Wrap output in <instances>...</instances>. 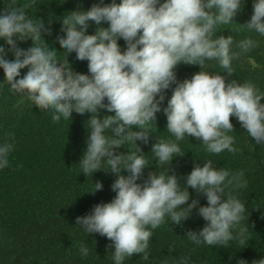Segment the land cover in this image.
Listing matches in <instances>:
<instances>
[{
  "label": "clouds",
  "instance_id": "obj_1",
  "mask_svg": "<svg viewBox=\"0 0 264 264\" xmlns=\"http://www.w3.org/2000/svg\"><path fill=\"white\" fill-rule=\"evenodd\" d=\"M31 7V3L17 5L11 0L0 12V39L15 57L7 60L0 46L4 81L39 110H50L54 123L69 120L73 112L91 113L90 135L79 161L81 172L88 176L104 169L117 176L111 185L114 199L78 216L76 225L89 235L98 233L112 241L109 247L114 248L115 264H124L133 254H142L148 261L152 230L163 225L166 217L181 224L197 207L198 200L188 203L190 187L207 199V206L198 209L207 223L199 232H186L187 238L197 246L227 248L233 240L243 245L248 231L241 224L245 203L231 191L225 194L226 188L245 187L243 170L232 173L207 160L184 178L183 188L180 179L169 174L173 158L185 154L179 144L185 137L201 140L210 154L237 153L235 138L229 135L234 132L232 117L257 145L264 144V91L251 81L226 80L233 76V60L258 47V41L240 40L235 45L239 51H234L232 35H216L220 26L235 21L242 0H112L107 5L101 0L87 11H71L62 19L65 35L57 40L66 54L63 62L42 37V32L50 35V29L27 14ZM90 22L98 26L91 35L86 34ZM102 23L108 27H100ZM240 25L264 37V0H254L250 20ZM121 38L126 42L124 51L118 44ZM17 39H31L32 46L21 49ZM73 52L78 61H88L90 75L72 70L67 55ZM209 61L218 62L225 75L204 71ZM181 62L202 70L191 79L177 81L175 69ZM25 68L27 73L18 78ZM173 84L163 112L174 139L158 138L151 149L157 164L167 168L149 172L142 184L137 183L149 162L136 142L148 143L164 92ZM101 109L114 115L101 119ZM8 135L14 141L15 134ZM126 144L132 146L127 154H117L115 150ZM14 147L8 141L0 145V169L9 166ZM102 188L101 182H95L88 193ZM173 250L174 245L169 248ZM79 252L86 257L89 248L81 244ZM177 264H190V257H181ZM252 264H264V259Z\"/></svg>",
  "mask_w": 264,
  "mask_h": 264
},
{
  "label": "trees",
  "instance_id": "obj_2",
  "mask_svg": "<svg viewBox=\"0 0 264 264\" xmlns=\"http://www.w3.org/2000/svg\"><path fill=\"white\" fill-rule=\"evenodd\" d=\"M10 2L0 0V12ZM24 3L32 4L27 9L29 17L42 20L45 28L50 29L51 34L42 32V37L50 49L58 52L57 57L63 62L66 54L57 40L58 36L65 35L61 31L62 19L71 11H87L94 4H101V0H16L17 5ZM110 3L112 0H103V5ZM253 3L254 0H242L241 11L235 16V21L220 26L216 35H232L234 51H239L235 45L240 40L251 37L258 41V47L233 60V76L226 77V80L251 81L264 91V37L240 25L250 20ZM97 27L95 22H90L86 34H95ZM100 27L108 25L102 23ZM16 42L24 50L32 46L31 39H17ZM118 44L121 51L126 49L122 38ZM0 46L7 52L5 58L14 60V54L8 51L10 46L3 39H0ZM67 60L74 72L90 75L87 60L78 61L74 52L67 55ZM201 70L199 65L181 62L175 69L177 81L191 79ZM203 70L225 75L216 61L206 62ZM27 71V68L22 69L18 78ZM174 87L175 84L164 92L165 99L161 103V111L156 114L148 143L136 142L149 162L137 183L142 184L149 172H161L167 168V165L157 164L151 149L158 138L174 139L167 131V117L163 112ZM105 115L114 113L101 109L99 117L102 119ZM90 117L91 113L80 115L73 112L69 120L62 118L59 123H54L50 110H39L26 96L11 90L0 68V145L5 141L15 145L9 155V166L0 169V264H115L114 248L109 247L112 241L98 233L89 235L76 225L78 216L90 214L95 205L111 202L116 195L111 188L117 179L115 174L104 169L88 176L81 172L79 161L87 147L90 135L87 121ZM231 122L234 132L229 135L235 138L233 146L238 149L237 153L225 150L220 154H210L201 140L185 137L179 142L185 154L173 158L169 174H175L183 188L184 178L197 164L202 167L207 160H212L214 167L225 168L232 173L243 170L245 187L226 188L225 194L231 191L245 203V219L241 224L248 231L244 244L233 240L227 248L205 244L197 246L187 238L186 232H199L207 223L198 214L199 207L207 206V199L189 187L188 203L194 199L199 202L189 218L177 225L166 217L163 225L152 230L149 260L144 261L142 254H133L125 259L124 264H177L181 257H190V264H238L241 260L252 264L264 259V144L257 145L236 117H232ZM10 133L15 134L14 141L10 139ZM130 147L126 144L115 151L127 154ZM95 182L102 183V190L88 193L94 190ZM233 234L236 235V230ZM81 244L89 248L86 257L80 255ZM173 245L174 250L170 252Z\"/></svg>",
  "mask_w": 264,
  "mask_h": 264
}]
</instances>
